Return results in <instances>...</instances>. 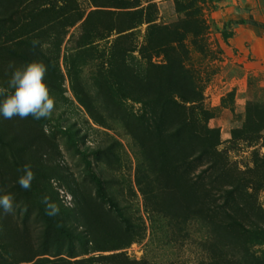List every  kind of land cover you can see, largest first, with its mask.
I'll return each instance as SVG.
<instances>
[{"label": "rangeland", "instance_id": "374dc122", "mask_svg": "<svg viewBox=\"0 0 264 264\" xmlns=\"http://www.w3.org/2000/svg\"><path fill=\"white\" fill-rule=\"evenodd\" d=\"M32 61L47 65L56 108L39 121L0 116V195L17 205L11 215L0 210V264L26 253L17 248L23 236L36 257L20 264H264V0H0V89L10 62ZM148 74L177 78L192 101L173 97L184 113L152 124L148 105L161 102ZM155 125L174 161L160 156ZM179 125L187 127L174 135ZM25 164L36 176L27 191L17 183ZM91 173L133 227L127 247L118 248L120 220ZM71 178L106 224L80 226V242L43 239L45 195L68 227L84 223L63 187ZM182 180L207 213L173 196ZM33 187L41 198L25 193Z\"/></svg>", "mask_w": 264, "mask_h": 264}, {"label": "trees", "instance_id": "16d2710c", "mask_svg": "<svg viewBox=\"0 0 264 264\" xmlns=\"http://www.w3.org/2000/svg\"><path fill=\"white\" fill-rule=\"evenodd\" d=\"M147 76L148 77H146V79H143V80L150 82L152 92L151 91H149V92L151 93V95H153L155 97V100L161 102L158 109L156 108V106L148 105V109L150 110L149 115L151 116V120L153 121L152 124H154L156 117L159 114L167 115V114H170L173 112H181V113L185 112L184 107L177 104L173 100V97L177 96L179 99H181L182 101H185L186 103L192 102V101H188L189 99H186L184 93L179 89L178 86H176L177 78H175V76L169 77L168 75H166L167 78L162 77V80H160V78H157L156 74L155 75L154 74L153 75L148 74ZM121 82L124 84V86H126V78L123 79ZM155 83H156V85H155ZM166 105H170L171 107L168 108ZM156 110H158V111H156ZM147 120L150 122L149 118H147ZM187 125L177 126L176 131H175L176 133H174V135H176L177 133H181V132L183 133L184 129H185L184 127H187ZM155 129H156L155 133L154 134L151 133L150 136L151 137L156 136V139H154V141H155L157 146L159 145L158 150L160 151V156L162 158H167L168 160L174 161L175 159H177V155H174V152L173 151L170 152L169 150L166 152H163L165 150H163L160 147V144L161 145L163 144L164 135H162V130L157 125H155ZM189 129H190V127H189ZM192 133L194 134L193 131H189V134H192ZM178 150H182V149L179 148L177 150H174L175 153L179 154ZM95 154H97V153H95ZM174 169H175V167L172 166L171 170L174 171ZM91 178H92V182L95 186L96 195L99 198V200L102 201V203H106V204L110 205V207H112L115 210L117 217L120 220V226L115 231V238L120 244L118 248L127 247L131 242H133L137 238L136 235L131 234L133 232V227L129 225L128 219L121 214V212L115 206L113 200L106 193L104 186H103V183H102V180H101V177L96 173H91ZM71 179H72L71 182H68L63 187L66 188V191L75 199V203L77 206L76 209L78 210V212L74 215L78 214V215H80V217H77V218L73 217L74 221L78 222V219L82 217V219L84 220V223H81V225H77V226L71 225L70 227H68L70 223L68 225H67V223L69 221H65L66 219L61 218V216L64 217L67 213H66V211H64L62 209V207L59 206L60 207V214L58 216L49 217L46 215L48 218V223L46 225L45 230L42 232V238L43 239L47 238V235H53L54 234L58 238L63 237L65 239H67L68 241L76 240V241L80 242L81 239L84 238L82 236V234L85 232V231L84 232L79 231L80 226H82L84 228V230H87V232H89L88 230H93L95 228L93 225L95 218H96L97 222H101L102 225L106 224V217L104 216L103 209L98 208V207H93L90 204V202H88L85 199L83 192H81L79 190V187H77L76 180L74 178H71ZM182 179H185V178L182 176ZM71 183H74V185H72ZM175 189L178 192H180V190H181V192L176 194V195H173V196H175L176 198L181 196L180 199H183L185 201H187V198H190L189 203H192L195 206V210L197 212L207 213L206 210L204 209V203L202 202V200H200L201 197L196 194V191L191 184H188L187 182L183 181L182 186L178 185L177 187H175ZM25 193L29 194L30 196L34 197L35 199H37V197L38 198L42 197V192L39 190V187L38 188L33 187L31 191L25 192ZM174 200H176V199H174ZM43 210H44V205H43ZM44 213H45V211H44ZM104 227L105 226L100 227V231H102V228H104ZM52 230H54V231H52ZM28 243H29V239H27L24 236L22 238L18 239L17 248L23 249L22 252L25 251L26 253L23 254L21 257H19L17 259V262L14 264L30 263L36 257V256L30 255ZM81 246H82L81 247L82 248L81 254H87L88 253V247H85L86 245H83V244H81ZM9 255L11 256V254H9ZM68 257L69 258H75V257H77V255L74 253V251H69ZM41 260H43V261H40L39 263H36L34 261L31 264H56L52 260H48V259H41ZM81 261H84V262H81ZM75 262L76 263L79 262V264H82V263L88 264L89 262H91V260L90 259H84V260H79V261H75ZM95 264H97V263H95ZM210 264H216V263H210Z\"/></svg>", "mask_w": 264, "mask_h": 264}, {"label": "clouds", "instance_id": "9594fccd", "mask_svg": "<svg viewBox=\"0 0 264 264\" xmlns=\"http://www.w3.org/2000/svg\"><path fill=\"white\" fill-rule=\"evenodd\" d=\"M32 43L35 47L39 42L34 40ZM8 67L11 76L7 82V89H0V95L4 96L0 102V116L6 120L14 117L22 120L32 117L37 121L50 118L56 108V100L50 94L44 80L48 71L47 65L41 61H32L17 67L10 62ZM17 171L22 173L17 179L20 188L25 191L30 190L36 179L31 165L25 164ZM41 203L44 205L45 215L56 217L60 214L59 205L49 196H43ZM16 207L13 194L0 195V210L4 215L14 214Z\"/></svg>", "mask_w": 264, "mask_h": 264}]
</instances>
